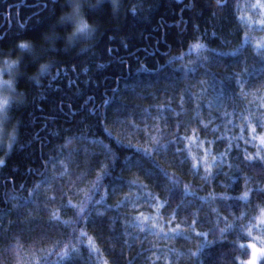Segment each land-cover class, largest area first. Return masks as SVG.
<instances>
[{
  "label": "trees",
  "instance_id": "1",
  "mask_svg": "<svg viewBox=\"0 0 264 264\" xmlns=\"http://www.w3.org/2000/svg\"><path fill=\"white\" fill-rule=\"evenodd\" d=\"M251 4L86 0L97 30L69 47L57 20L68 0H0V58L20 61L19 98L5 123L15 140L0 151V264H229L238 256L233 242L250 241L220 239L225 219L240 212L219 198L264 187L261 162L244 159L257 155L243 126L257 122L264 97V30L250 24ZM25 39L34 50L18 49ZM152 137L185 138L178 146L189 159L171 146L151 157L138 150L153 148ZM201 159L220 165L211 181L192 170ZM159 169L179 182L174 198Z\"/></svg>",
  "mask_w": 264,
  "mask_h": 264
},
{
  "label": "snow or ice",
  "instance_id": "2",
  "mask_svg": "<svg viewBox=\"0 0 264 264\" xmlns=\"http://www.w3.org/2000/svg\"><path fill=\"white\" fill-rule=\"evenodd\" d=\"M69 2V0H68ZM109 2L115 5L116 0H109ZM219 3V0H217ZM211 6V0H209V7ZM259 6L261 9H264V3H261L260 0H257V5H253V7ZM133 14H136V9L133 8L131 10ZM71 19V17L69 18ZM260 25L264 26V20L260 21ZM23 27V25H20ZM197 48L202 47V45H196ZM19 49L29 50L27 46L21 45ZM260 59L264 60V53L260 55ZM20 63V61L18 62ZM18 63H9L8 61H0V64H3V68L0 69V126H4L7 121V112L12 107L14 103L18 100V94H14V89L12 82L10 80H5L3 77H13L14 74L17 73L18 69L16 65ZM236 79L237 84L239 85V95L244 96L246 94L243 93V89L245 86V82L239 77V74L234 77ZM252 103V102H250ZM257 110L260 112V115L256 116L255 123H245L244 128L250 130V139L245 140V143H253L255 144L258 141L257 146V155L253 156L250 153H246L244 159L247 161L259 160L261 162V167L264 168V157H261L259 153L264 151V135H257L256 129L257 127L264 128V97L259 98V102L256 105ZM247 121V117H244ZM207 128V125L204 126ZM9 139L14 141L15 136H9L6 131L0 130V151L4 150V140ZM185 138L181 137L179 139H173L167 142H162L160 139L156 137H152L153 148H139L138 150L143 151L145 155L151 157L153 152L156 154H160L166 152L169 147L174 148V153L177 158H181L185 161L189 159L187 155V148H180L178 145L183 143ZM211 143V142H209ZM12 143L7 145L8 149L11 150ZM239 148V145H236ZM231 149V145H229V150ZM107 154L112 155L115 158L114 154L111 153V150H108ZM207 155V151L205 153ZM206 161L201 159L196 163L192 164V170L195 171L196 175H200V170L203 168L207 173L203 178L211 181L212 178L216 175L211 171L213 166L219 168L220 165L213 162V165H209L207 168L204 167ZM5 161L0 160V166L4 165ZM158 168V166H157ZM159 172L163 173L162 169H159ZM167 179L171 183V187L169 188V196L175 197L177 194V190L179 189V182L176 181L173 177L169 176L167 173H163ZM93 187H96L94 185ZM186 192H191L190 189H185ZM195 195V193H192ZM154 197L149 196L148 200L151 202L154 200ZM215 199V198H214ZM225 207L229 210L236 209L240 212L238 216L234 217V221L232 224H228L225 219L226 227L223 229H218L220 233V239H226L225 233L234 234L239 240H248L249 243H240L236 244L233 242L234 251L238 253V256L231 259L229 264H237V260H239V264H264V187L256 186L254 188H247L242 192L241 195L234 196H221L219 198ZM231 201V203H228ZM259 201V204H257ZM184 197H181V204L177 207L183 205ZM197 223L196 219L192 220V224L195 225ZM0 231H2V227H0ZM175 235H182L183 232L179 229L172 230ZM197 235H203V233H197ZM74 239L79 240V236L74 237ZM215 241H208L209 244L214 243ZM90 243V242H89ZM63 247L67 248L68 245H64ZM75 248V245H73ZM96 249H90L89 259L92 258V255L96 252ZM67 253H63L61 255V259H63ZM39 264V262H37ZM105 264L107 262L105 261Z\"/></svg>",
  "mask_w": 264,
  "mask_h": 264
},
{
  "label": "clouds",
  "instance_id": "3",
  "mask_svg": "<svg viewBox=\"0 0 264 264\" xmlns=\"http://www.w3.org/2000/svg\"><path fill=\"white\" fill-rule=\"evenodd\" d=\"M85 8L86 0H69L67 8L57 18L60 26L67 27V31L60 37V39L64 41L66 46L72 47L76 43L85 42L93 37L94 33L96 32L97 26L93 23V21L89 20ZM70 17L71 19H69ZM45 39L48 38L46 37ZM21 45L27 46L30 51L35 49V42L29 39L18 41V49ZM7 61L9 63H18L19 56L8 57ZM44 66V62L38 64L36 72L38 73ZM2 68L3 64H0V69ZM3 79L10 80L13 87H15L14 76H5L3 77Z\"/></svg>",
  "mask_w": 264,
  "mask_h": 264
},
{
  "label": "rangeland",
  "instance_id": "4",
  "mask_svg": "<svg viewBox=\"0 0 264 264\" xmlns=\"http://www.w3.org/2000/svg\"><path fill=\"white\" fill-rule=\"evenodd\" d=\"M261 3H264V0H260ZM253 5H257V0H252V4L248 6V11L249 13H251L252 15H256L255 17H251V21H250V24L253 25L254 27L255 26H261L260 25V21L261 20H264V9H261L259 6L257 7H253ZM261 28L264 30V26H261ZM257 45L262 48L264 47V32L263 34L260 36L259 38V41L257 43ZM0 61H7V59H1L0 58ZM0 130H3V131H6L7 132V128H6V124L4 126H0ZM9 135V134H8ZM10 142H6V139L4 140V150L3 151H7L8 150V147L7 145L9 144ZM1 158V157H0ZM249 243V242H248Z\"/></svg>",
  "mask_w": 264,
  "mask_h": 264
}]
</instances>
